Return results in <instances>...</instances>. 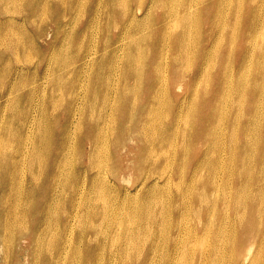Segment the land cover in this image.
Returning a JSON list of instances; mask_svg holds the SVG:
<instances>
[{"label":"bare ground","instance_id":"1","mask_svg":"<svg viewBox=\"0 0 264 264\" xmlns=\"http://www.w3.org/2000/svg\"><path fill=\"white\" fill-rule=\"evenodd\" d=\"M263 37L264 0H0L2 264H223L229 252L231 264H255L264 148L241 153L264 147ZM245 107L254 113L229 161L226 149L196 151L225 142L223 124L238 127ZM125 161L130 187L117 176ZM101 191L116 193L111 203ZM117 209L126 224L110 225Z\"/></svg>","mask_w":264,"mask_h":264},{"label":"rangeland","instance_id":"2","mask_svg":"<svg viewBox=\"0 0 264 264\" xmlns=\"http://www.w3.org/2000/svg\"><path fill=\"white\" fill-rule=\"evenodd\" d=\"M32 3H33V6L35 7V3H36V0H30ZM149 2V0H144V4H146V3H148ZM169 2H172V4H173V7L178 3V0H169ZM132 3H133V0H132ZM91 4V2L89 3V2H87L86 4H85V8H84V12H85V10L87 9L88 10V8H89V5ZM94 5L96 4V2L95 3H93ZM88 6V7H87ZM156 12H157V10H155ZM161 10L160 9H158V12H160ZM38 19L39 18H35V17H33V20H37V23L36 24H33L34 25V27H36V28H40V27H42L44 24H48V25H50L51 26V28H50V30H49V32H50V34H53V31H54V26L50 23V21H46V22H39L38 21ZM61 19H62V21H64L65 20V18H63V16L61 17ZM84 18H82L80 21H79V23H78V25H77V22H76V24H75V30H78V29H80V28H82L83 26H84ZM206 29V27L204 28V30ZM113 32H115V33H117V30L115 31H113ZM112 35H113V33H112ZM264 38V37H263ZM52 39V38H51ZM37 45H38V43H37ZM34 46H36L35 44H34ZM78 46H80V45H78ZM223 46H225V45H223ZM222 46V47H223ZM76 47H77V45H73V37H72V39H71V41L69 42V44H68V49H67V54H69L70 52H72L73 50H75L76 49ZM221 47V48H222ZM18 49H20V47L18 48ZM61 58V56L60 55H57V58H55L56 60H59ZM59 61H61V60H59ZM12 64L14 63V61H13V59H12V62H11ZM37 65H38V62H35V63H32L31 65H30V72H32V71H34L36 68H37ZM74 65H69V66H67L66 67V69H61V71H59L58 72V70L56 71V72H54V71H52V72H54V73H56V74H59V73H61V72H63V71H65V70H68L69 68H71V67H73ZM233 66H235L234 65V62L231 60V62H230V67H233ZM43 66L42 65H39L38 66V71L39 72H42V70H43ZM238 69L239 68H237L236 66H235V72H237L238 71ZM253 72V67H251L250 68V74ZM78 80L81 82V77L80 78H78ZM87 81L89 82V79H87ZM109 82V80H107L106 79V82ZM3 82H1L0 83V85L2 84ZM203 86H205V85H203V84H201V87H203ZM243 89V88H242ZM4 90L5 91H8L9 90V88L8 87H5L4 88ZM26 90H27V88H25V87H23V86H21V87H19V88H17L16 90H15V92H14V94H13V98L11 99V102H10V105L11 106H14V104L16 105V101L17 100H15L16 99V97H17V94L18 93H20V95H22V93H26ZM64 90H68L67 88H65V89H63V91ZM244 90V89H243ZM248 90V88L246 89V91ZM245 91V90H244ZM66 94V93H65ZM65 96V95H64ZM141 97V96H140ZM63 99H65V98H63ZM244 100L246 99V101H247V104H248V98H243ZM84 104H86V101H84ZM64 106H65V101L64 100H62V103L60 104V106L57 108V110L55 111V114L57 115V116H61V112L62 111H64ZM49 111H50V109H49ZM220 110L218 109V110H216V112H219ZM244 113H245V117H243L240 121H237L238 122V127H232L231 125H228L227 123H225V124H223V127H224V129H225V132H226V136H225V142H222V140H220L219 139V137H216V140H215V144H214V146L211 148V147H204L203 145L200 147V145H198L196 148V151H215L216 149H217V151H216V154H219V153H221V152H223V151H225V149H226V152H227V155H226V158H225V160L226 161H229V159H230V149H229V144H230V141H235L237 138H238V133H239V126H240V124H242V123H244V122H246L247 120H248V115H249V113H252L253 111L251 110V108H248V107H245L244 108ZM254 113V112H253ZM54 114V115H55ZM66 118V117H65ZM259 119H260V122H262V118L261 117H259ZM61 124V123H60ZM2 126H3V120H2V124L0 125V136H3L4 137V132H3V129L1 130V128H2ZM263 129V128H262ZM262 129L259 131V133L262 131ZM83 132H84V129H82L81 130V132H80V130L79 129H76L74 132H72V138H71V140H73V139H78L82 134H83ZM197 133L198 134H202L203 133V131H200V128H197ZM212 134H214V135H216V132L215 131H213L212 132ZM0 140H1V137H0ZM13 140L15 141V139L13 138ZM9 144H11V145H13V142H12V140L10 139L9 140V142H8ZM109 146V144H105V145H103V149H105V150H107V148H108V146ZM132 144H128V146H131ZM67 148V147H66ZM65 148V149H66ZM158 148V147H157ZM165 148V147H164ZM264 147H262V144L260 143L259 144V146H257V150H256V152H252V153H241V156H243L244 158H246V159H256L257 157H258V155H259V153H260V151L263 149ZM158 149H160V148H158ZM162 149V148H161ZM71 151H72V149H70ZM9 151H10V153H11V149H9ZM64 151H66V150H64ZM122 154H124L125 153V149H122L121 151H120ZM158 154L160 155V159H162V158H164V156H170L171 154H172V151L171 150H159L158 151ZM13 155H15V153H13ZM108 163V159H107V157H106V160L104 161V163H103V165H105V164H107ZM114 164H117L116 162H113L112 160H110L109 161V165L110 166H112V167H114L115 165ZM130 165L129 167H130V171H128V172H125V168H126V165ZM209 165L208 164H204V167L206 168V167H208ZM115 167H117V166H115ZM67 168V167H66ZM134 170H136V166H134L133 165V163L132 162H127V161H125L124 163H122V164H120L119 165V170H118V172H117V176H118V178L121 180V182L125 185V186H132V184H134V182H135V177H132L131 176V173L134 171ZM142 173H143V176H148L149 178H151L152 179V177H150V176H153V175H151V173L146 169V168H143V170H142ZM21 174H22V176L25 174V171L24 170H22L21 171ZM224 181V184L227 182L226 181V177L225 176H221L220 178H219V182L222 184L223 183V181ZM117 181V180H116ZM118 182V181H117ZM12 191H16V190H14V189H12ZM114 195H116V193H114V192H111V191H101L100 193H97V199L99 200V204L100 205H102V204H105V201L107 200L108 202H112V198L114 197ZM137 200L140 202V204L142 205V203H143V200H144V196L142 195V192H140V193H138L137 194ZM168 202H170V198L168 199ZM21 207H22V205H21ZM145 208H147V207H145ZM32 219V218H31ZM31 219H30V222H31ZM128 220H129V216H127V215H123V214H121V212H120V209H117V210H115V212L110 216V218H109V221H110V225H116V224H118V223H127L128 222ZM138 224H142V222H138ZM144 225V224H143ZM39 228V227H38ZM77 227L76 226H74V230L75 231H77L78 229H76ZM2 233V229H0V234ZM246 238L249 240L250 238H251V236L249 235V234H247V236H246ZM256 242H257V240H255ZM230 252H229V254H228V256H227V258H226V260L224 261V263L223 264H231L232 263V256H230ZM2 254L0 253V264H2ZM24 256L25 255H21V258H20V261L18 262H13V264H31V262L29 261V260H27L26 258H24ZM250 257H252V255H249ZM70 260V258L68 259V261ZM253 262L255 263V264H264V249L263 250H261L259 253H257L256 255H255V258H254V260H253ZM133 262L132 261H130L128 264H132ZM42 264V263H41ZM104 264H115V263H113V262H111V263H104Z\"/></svg>","mask_w":264,"mask_h":264}]
</instances>
